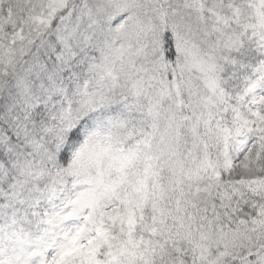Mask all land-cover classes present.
Here are the masks:
<instances>
[{
    "label": "snow or ice",
    "instance_id": "6c2138e0",
    "mask_svg": "<svg viewBox=\"0 0 264 264\" xmlns=\"http://www.w3.org/2000/svg\"><path fill=\"white\" fill-rule=\"evenodd\" d=\"M0 264H264V0H0Z\"/></svg>",
    "mask_w": 264,
    "mask_h": 264
}]
</instances>
